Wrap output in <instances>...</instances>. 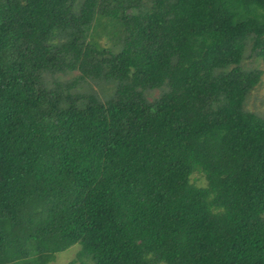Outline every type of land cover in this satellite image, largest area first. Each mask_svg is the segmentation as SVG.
<instances>
[{
    "label": "trees",
    "instance_id": "obj_1",
    "mask_svg": "<svg viewBox=\"0 0 264 264\" xmlns=\"http://www.w3.org/2000/svg\"><path fill=\"white\" fill-rule=\"evenodd\" d=\"M247 48L264 0H0V264H264Z\"/></svg>",
    "mask_w": 264,
    "mask_h": 264
},
{
    "label": "rangeland",
    "instance_id": "obj_2",
    "mask_svg": "<svg viewBox=\"0 0 264 264\" xmlns=\"http://www.w3.org/2000/svg\"><path fill=\"white\" fill-rule=\"evenodd\" d=\"M96 32L99 35L101 34L98 27ZM98 41L100 45L109 44V42H105L104 36L99 37ZM241 62L243 67L260 71L257 83L245 98L244 106L248 110L254 111L264 117V58L256 53V50H250L247 48L244 51V56ZM77 73V70H70L65 73L45 74L44 79L48 86H53L57 83L58 86L61 85L64 87V83L70 82L71 78ZM108 84L109 82L104 81L103 79L98 82L92 79H86V82L79 79L69 86V90L73 92L93 89L100 98H103L109 95L114 88L113 84ZM159 90H161V88L151 91L149 96H154ZM192 179L197 185H205V180L202 179L198 173L193 174ZM79 250L80 245L73 244L62 251L56 252L54 258L47 264H79L81 261H88L86 260V256H79L77 254Z\"/></svg>",
    "mask_w": 264,
    "mask_h": 264
}]
</instances>
